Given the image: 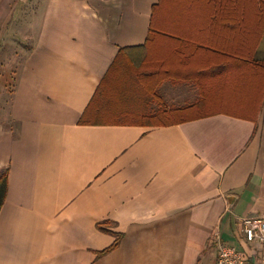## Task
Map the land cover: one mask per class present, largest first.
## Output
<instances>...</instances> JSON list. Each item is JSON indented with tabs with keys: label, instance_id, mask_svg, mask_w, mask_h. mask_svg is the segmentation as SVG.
Wrapping results in <instances>:
<instances>
[{
	"label": "crops",
	"instance_id": "1",
	"mask_svg": "<svg viewBox=\"0 0 264 264\" xmlns=\"http://www.w3.org/2000/svg\"><path fill=\"white\" fill-rule=\"evenodd\" d=\"M158 2L0 0V54L18 60L0 97V264H215L216 232L264 257L240 223L264 218V75L234 64L264 43V4L230 6L211 34L229 51L186 61L138 49ZM197 103L211 114L162 123Z\"/></svg>",
	"mask_w": 264,
	"mask_h": 264
},
{
	"label": "trees",
	"instance_id": "2",
	"mask_svg": "<svg viewBox=\"0 0 264 264\" xmlns=\"http://www.w3.org/2000/svg\"><path fill=\"white\" fill-rule=\"evenodd\" d=\"M242 3H248L250 6H257L258 4H264V0H159V2L153 7L152 20L147 40L145 44L143 46H139L138 49L141 51L149 50L154 52H178L185 55L186 61H192L193 55L198 52L204 53L218 51L226 53L229 51V48L225 46V43L223 42L212 40L211 34L214 35L219 33L220 30L223 31L226 26L225 19L237 17L235 14L239 13L232 12L228 8L234 5L239 6ZM251 13H255V15L264 14V10L251 9ZM166 20H172L174 22L184 20L186 23L185 25H180L176 28V26L171 23H169V25H162V22ZM250 30L252 33L253 28ZM237 46L238 49L241 48V44H238ZM249 49L250 57L248 59L244 58L243 60L239 57L237 58L238 60H234V64L237 63L239 66H241L242 63L244 66L249 65L250 68L256 71L259 70L258 72L255 71V75L257 74L259 78H263L264 43L251 41ZM120 51L122 52L123 49ZM121 52H119L118 56ZM118 56L114 62L119 59ZM138 61L142 62L141 59ZM226 61L224 64H221L222 68L226 67ZM141 72L142 74H140V76L143 77L142 75H144L145 72ZM165 77L167 76L159 74L155 83L159 84ZM222 77L225 78L226 76ZM202 107L203 106H200V104L197 103L170 109V111L167 108H164L162 113L168 120L169 118H173L175 115L178 119L188 120L211 114L210 110L209 112H205L202 110ZM156 116L161 118V115L158 116L155 113L152 114L150 112L145 114L144 117L147 120L144 124H160L159 122L152 120V118H155ZM162 123L167 124L173 122L169 120ZM6 189L7 172H4L0 176V205L5 197ZM117 244L118 239L110 248L104 250L102 253L109 251Z\"/></svg>",
	"mask_w": 264,
	"mask_h": 264
},
{
	"label": "built area",
	"instance_id": "3",
	"mask_svg": "<svg viewBox=\"0 0 264 264\" xmlns=\"http://www.w3.org/2000/svg\"><path fill=\"white\" fill-rule=\"evenodd\" d=\"M241 232L250 244H258L264 248V218L246 217L240 219ZM214 239L219 243L215 264H264L263 254L257 253V258L252 260L244 250L225 244L220 240L219 232L214 234Z\"/></svg>",
	"mask_w": 264,
	"mask_h": 264
},
{
	"label": "rangeland",
	"instance_id": "4",
	"mask_svg": "<svg viewBox=\"0 0 264 264\" xmlns=\"http://www.w3.org/2000/svg\"><path fill=\"white\" fill-rule=\"evenodd\" d=\"M8 54L9 52L6 54L2 52V54H0V97L3 95L5 98L13 86V70L18 62V60L9 58ZM202 110H205L204 106L202 107Z\"/></svg>",
	"mask_w": 264,
	"mask_h": 264
}]
</instances>
